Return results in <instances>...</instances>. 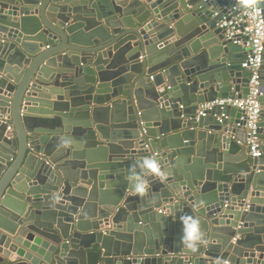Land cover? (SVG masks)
Masks as SVG:
<instances>
[{"label":"water","instance_id":"obj_1","mask_svg":"<svg viewBox=\"0 0 264 264\" xmlns=\"http://www.w3.org/2000/svg\"><path fill=\"white\" fill-rule=\"evenodd\" d=\"M223 3L0 0V264H264V54L260 157L197 117L249 93Z\"/></svg>","mask_w":264,"mask_h":264},{"label":"built area","instance_id":"obj_2","mask_svg":"<svg viewBox=\"0 0 264 264\" xmlns=\"http://www.w3.org/2000/svg\"><path fill=\"white\" fill-rule=\"evenodd\" d=\"M223 19L219 27L224 29L225 37L237 45L250 49L249 58L243 66L252 71L249 93L246 97L230 96L203 104L197 117L206 115L213 106L227 105L243 110L249 154L260 157L263 154L262 141L258 135V124L262 115L260 75L258 73L264 54V13L257 0H227L223 3ZM241 124V123H239Z\"/></svg>","mask_w":264,"mask_h":264},{"label":"clouds","instance_id":"obj_3","mask_svg":"<svg viewBox=\"0 0 264 264\" xmlns=\"http://www.w3.org/2000/svg\"><path fill=\"white\" fill-rule=\"evenodd\" d=\"M145 164L151 173L155 174L157 172V163L155 161L149 160L146 161ZM132 188L138 195H143L148 190L147 185L143 180L134 182ZM183 223L185 224V230L182 236V242L187 248L195 251L202 239L199 222L194 218L186 217L184 218Z\"/></svg>","mask_w":264,"mask_h":264},{"label":"crops","instance_id":"obj_4","mask_svg":"<svg viewBox=\"0 0 264 264\" xmlns=\"http://www.w3.org/2000/svg\"><path fill=\"white\" fill-rule=\"evenodd\" d=\"M234 115H236L238 112L236 110H233L232 112ZM238 136H240L241 139H245V133L243 131H240L238 133Z\"/></svg>","mask_w":264,"mask_h":264}]
</instances>
